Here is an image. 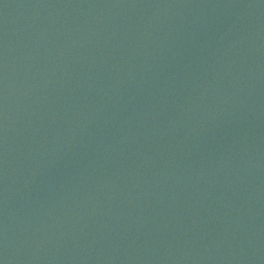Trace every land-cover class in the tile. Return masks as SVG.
Returning a JSON list of instances; mask_svg holds the SVG:
<instances>
[{"label": "water", "instance_id": "95a60500", "mask_svg": "<svg viewBox=\"0 0 264 264\" xmlns=\"http://www.w3.org/2000/svg\"><path fill=\"white\" fill-rule=\"evenodd\" d=\"M264 133V0H0V264H196Z\"/></svg>", "mask_w": 264, "mask_h": 264}]
</instances>
